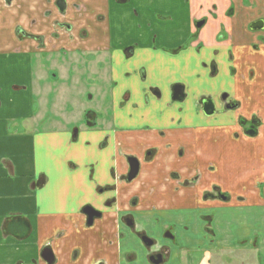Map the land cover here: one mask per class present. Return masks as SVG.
Here are the masks:
<instances>
[{"label": "crops", "instance_id": "obj_1", "mask_svg": "<svg viewBox=\"0 0 264 264\" xmlns=\"http://www.w3.org/2000/svg\"><path fill=\"white\" fill-rule=\"evenodd\" d=\"M47 1L0 0V93L6 92L9 102V98L21 101L18 112L0 114V264H48L42 258L45 250L53 257L51 264H131L123 255L127 235L120 218L141 212L145 213L140 217L167 218L171 230L173 225L180 227L181 234H173V240L179 242L174 251L177 264H264V46L247 32L251 20L264 16V0H232L238 21L232 31L226 21L225 32L235 36V46L226 44L233 49L229 73L233 76L241 70L244 78L233 86L228 80L227 85L215 84L217 93L227 91L228 86L238 91V98H230L239 102L241 114L248 119L254 115L260 122L254 136H245L239 127L240 110L214 116L228 117L230 124L193 128L189 124L203 116L192 106L195 98L161 112L168 101V86L185 84L200 96L213 82L198 76V63L209 60L208 54L195 58L192 52H181L172 58L165 52L150 51L145 23L153 22L151 13L159 11L150 0L133 5L137 24L129 20L128 7L107 5L111 0L82 1L90 17L75 22L74 42L64 47L95 52L99 57V71L107 75L108 82L97 89L101 100L110 98L112 111L107 110L108 116L98 127L87 128L79 122L74 135L69 117L64 126L53 120L55 124L40 127V122L50 120H45L49 109L71 114L72 106L58 110L59 102L65 98L66 104L75 101L73 95L81 85L82 92L87 91L78 73L69 78L80 64H69L63 72L58 56L48 54L51 67L45 68L46 60L41 58L40 69L36 56L41 52H35V41L17 35L21 29L40 35L45 45L53 44L51 48L60 47L62 43L52 37L58 16ZM191 1L193 19L207 16L203 10L216 6L220 24L224 23L228 0ZM177 7L181 4L164 7L163 12L171 14ZM107 10L116 14L113 20L96 22L94 16ZM186 18L177 16V25ZM211 19L203 35L220 30ZM81 30L86 36L79 38ZM178 31L183 34L182 29ZM183 38L174 42L173 37L165 36L164 44L154 47L172 48ZM135 40L139 42L136 51L131 55L123 52ZM140 68L151 74L148 83L139 81ZM50 72L62 74L68 86L58 88L54 81L58 77ZM127 73L128 79L123 75ZM176 74L182 76L171 78ZM151 86L162 91L163 101L149 97ZM126 94L129 99L122 107ZM55 95L58 98L53 100ZM145 95L150 98L149 107L143 106ZM31 104L36 106L28 113ZM3 106L0 98V109ZM85 113H81L82 120ZM143 121L156 124H150L146 133ZM161 132L164 137L159 136ZM151 148H155L154 160L141 167L136 180L125 182V156H141ZM205 164L218 166V173L208 176ZM173 174L177 177H171ZM215 187L228 198L205 199L204 194ZM109 202L112 204L107 205ZM86 206L101 213L90 227L83 214ZM135 225L137 232L142 229L144 233L140 224Z\"/></svg>", "mask_w": 264, "mask_h": 264}, {"label": "flooded vegetation", "instance_id": "obj_2", "mask_svg": "<svg viewBox=\"0 0 264 264\" xmlns=\"http://www.w3.org/2000/svg\"><path fill=\"white\" fill-rule=\"evenodd\" d=\"M82 1H88V0H48L47 3H52L54 8H55V12L58 16L57 21H55V26L56 29L55 31L52 32V37L56 38V41L61 42L62 44L60 45V47L58 49H54L51 48V46L53 47L52 43L47 42V44L45 45V41L44 39L39 35V36H35L33 34H29V33H25L23 32V30L18 29V36L21 37L22 39H27V40H33L35 41V43L37 44V51L35 52H41L39 56H36V58L40 59L39 62V67L41 69V58L42 60H46V55L48 54H56L58 57H56L57 60H59L62 70L63 72L66 71L65 68H68L67 65L71 64V65H77L80 64L85 66V68L87 69H81V67H79L74 73L69 74V78H71L72 76H74L73 74L78 73L79 78L81 77V82L83 84V81L86 83V88H87V92L85 93H80L78 94V92L74 93L73 95V99H77V98H85L88 101H95L98 105H100L99 109L97 111L92 110V111H86L85 116H84V124L85 126H87V128H93V127H98L97 126V121L98 119H103L106 116H108L107 110L109 111L111 109V105L110 103L108 104V101L110 100L109 97H106L105 99L101 100V97H99V92L97 88H100L101 86L105 85V83H107V75H103V73L99 70H102L100 64L98 63L99 57H95V52H84L82 50H78V49H67L64 47V44H69L73 41V38L76 37V34L73 33V30L75 29L73 27V25L75 24L76 21H81L82 19H88V17H90L89 15L87 16V5L84 4ZM142 1L145 0H111L110 3H108L107 5H115L118 7H128L130 8V15H128L129 20L133 19H138V13L133 9V11L131 10V8H133V4L136 3H140ZM151 3L159 10L153 13H151L152 15V19L153 22H146L145 23V29L148 32V35H150L149 37V42H150V48L152 49L150 50L151 52H165L166 54H168L169 56L176 57L178 54H180L181 52H192L191 54L194 55L195 58H199L203 55H207L210 56V59L208 60V74L211 75V78L216 79V75L219 74L218 70H219V66L216 62V58H213L214 56L212 54L209 55V52H228V54L230 55V61H233V49H231L230 47H227L226 44H228L229 46H231L232 44H235V36L233 35H229L225 32L226 28H227V22L231 29V27L236 26V23L238 21V13L236 8L232 5L233 2L232 0H228V7L225 9V11L223 12V18H224V23L220 24V13L217 12V8L216 6L214 7H209V9L203 10V12L207 13V16L202 15L200 18L193 19L192 15H191V4L192 1L191 0H182L180 2L181 7H177L173 13L169 14V12L164 13L163 9L164 7H169L171 9L172 6H175L176 3L174 2H169V1H165L164 3L159 4L160 0H150ZM167 2V4H166ZM169 2V5H168ZM173 4V5H172ZM172 5V6H171ZM175 8V7H174ZM199 9L202 10L203 7H198ZM204 9V8H203ZM254 10V9H253ZM112 10H107L106 14H99L97 16H94L95 21L96 22H102V21H110L113 20V16H115L113 14L112 16ZM254 12V11H253ZM114 13V12H113ZM187 15L186 20H183V22L181 23L180 26L177 25V16L179 15ZM86 16V18H85ZM212 18L211 20L214 21L213 23H215V26H217L219 24L220 30L218 32H216L217 34L213 35L212 32H209L206 35H203V30L207 27V25H210L212 22H209V19ZM107 21V22H108ZM227 21V22H226ZM154 24V25H153ZM222 25V26H221ZM139 26V25H138ZM182 29L183 30V34H181L178 30ZM232 31V29H231ZM247 32L249 34H253L252 37H254L259 44H262L264 46V16L257 17L253 20H251L248 24H247ZM135 35V34H134ZM86 33L85 30H81V32L78 34L79 38L85 37ZM159 36H163L162 38V42L159 43L161 45L164 44V39L165 36L172 38L173 37V41L175 42V40L178 39V37L183 36L184 38L177 42L178 46H174L172 48H165L163 50H157L154 46H161L158 45L157 41ZM138 40V38H136ZM135 40L132 42V44H130L127 47H124L123 52H128L130 55L133 54L136 51V48L138 47V41ZM213 43V45L210 46V44ZM63 45V46H62ZM235 46V45H234ZM46 47V50H45ZM47 47L49 49H47ZM205 52V53H203ZM31 55V60H34V58L32 57V53ZM110 55V54H109ZM59 58V59H58ZM84 59V60H83ZM86 59V60H85ZM106 61L107 63V56H106ZM109 62V61H108ZM190 62V61H189ZM192 63V62H191ZM189 63V64H191ZM233 63V62H232ZM232 63H229L228 65V70L229 72L232 71ZM202 62L198 63V68L201 67ZM52 65V60L51 62L48 61V59L46 60V63L44 65L45 68H50ZM64 66V67H63ZM188 66H192L188 65ZM188 66L185 68V70H187ZM147 69L143 68V69H139L137 70V74L139 77V81L140 82H144V83H148L152 76L151 74H149V72L146 71ZM190 72V71H189ZM192 73V72H191ZM188 72L186 71L184 73V76L187 77ZM52 77H58L56 81L57 87H62V86H68L66 85V81L67 79L64 77H61L62 74L60 75L59 72L57 74H51ZM125 75V78H130V74H123ZM73 78V77H72ZM37 82H40L39 84H41L40 79H38ZM105 82V83H104ZM114 85H117L114 82ZM70 86V85H69ZM82 85L80 86L81 89ZM94 90H93V89ZM14 90H18V88H13ZM90 90V92H89ZM91 90H93V93H91ZM167 103L164 104L163 109L161 112H165L167 110H169L174 104H178V105H185L187 101H190L192 99L195 98L194 102L192 103V106L194 108L197 107L199 112H201V114L203 116H206L207 118H211L220 114H225L228 112H235V111H239L241 108L240 104L238 101H233L230 98V95L226 93H217L215 92L212 96L211 93H209L210 90H208L206 93H203L202 95L199 94L198 95H194V92L192 93V90L184 85L181 84H174L171 86L167 87ZM149 97L151 96L155 101H163L164 99V95L162 93V91H160L158 88L155 87H148V91H147ZM207 94V95H204ZM192 96V97H191ZM147 97L146 95L144 96V105L143 106H150V98ZM192 99H191V98ZM56 98H58L56 95L54 96L53 100ZM129 99V95L126 94L124 96V100H123V106L125 107V103H127V100ZM65 103H66V98L64 99ZM100 101H103V103H99ZM102 107V108H101ZM105 108V109H104ZM105 111V113L103 115L99 114V111ZM150 110H153V108H151ZM112 111V109L110 110ZM160 112V113H161ZM150 115H152L149 112ZM110 115V114H109ZM162 114H159L158 117H161ZM251 118L248 119L245 116L241 115L238 117V125L241 124V126H239L242 131L243 134L245 136H254L257 132V129L260 126V122L257 120L256 116L251 115ZM149 118V116H148ZM102 121V120H101ZM243 121L246 123L247 127L246 129H243ZM81 125V123L79 124V126ZM73 130V135L76 133L77 131V127L76 128H72ZM163 132H161V134H159L160 137H164ZM152 149L155 148H151L145 150L144 153H142L141 156H137L134 153H130L127 154L125 156V163L127 165V172L125 174V178L124 181L127 183H131L134 180L137 179V177H139V173L141 170V167L143 165L149 164L151 163L154 158L155 155H153V151ZM129 160H135L137 162L138 165V171L136 176L130 180L127 181L128 175L130 173V161ZM171 177H177L176 174L171 175ZM262 187V186H260ZM219 189V188H218ZM204 198L205 199H214V198H220V199H226L228 198V196L226 194H221L220 191L217 190V188H213L211 192L204 194ZM112 204V202H109L107 205ZM132 204V203H131ZM83 214L86 218V225L87 226H92L94 224V222L96 220H99L101 218V213L96 211L95 209L86 206L85 208H83ZM90 215V216H89ZM133 214L128 213V214H124L123 216H121L120 220H121V226L122 228H126L129 229L130 232H133L135 234V236L141 240V242L143 243V245L147 248L148 255H147V259L151 264H155V262L158 261V263L156 264H162L163 261L166 259L167 260V256H168V251L169 248H164V247H157V245L155 244V240H151L150 238L146 237L144 235V233L141 232H137L136 231V225L137 222L135 223V217L132 216ZM170 228H166V230L163 232L165 234L166 238H169V240L174 241V237L170 231ZM172 236H171V235ZM145 239V241L151 242V244H147L145 241H143ZM150 249H153L152 251H150ZM171 252V251H170ZM45 257H42L46 260V262L48 264L52 263L53 257L50 253L49 250H45L44 252ZM43 254V255H44ZM123 255L127 258V260L129 259V261L134 260V258L132 257V255L130 253H123Z\"/></svg>", "mask_w": 264, "mask_h": 264}, {"label": "rangeland", "instance_id": "obj_3", "mask_svg": "<svg viewBox=\"0 0 264 264\" xmlns=\"http://www.w3.org/2000/svg\"><path fill=\"white\" fill-rule=\"evenodd\" d=\"M165 1H169L170 3L171 2H178L176 3L177 5H179V3L182 1V0H165ZM169 2H168V5H169ZM161 3H164V0H160L159 1V4ZM167 4V2H166ZM135 5V4H133ZM132 5V6H133ZM173 5V4H172ZM131 10L133 11V8H131ZM130 11V10H129ZM116 15L115 13L112 12V16ZM118 14V12H117ZM135 24L138 23V21H136L135 19H133ZM163 36H159L158 38V45H161L159 43L162 42V38ZM212 54L214 57L213 58H216V62L219 66V74L216 75V80L211 78V75L208 74V63L209 61H205V62H202L201 64V67L199 69V78H204V80H208V82H213L211 83V86L210 87H204V90H206V92L208 90L209 93L214 94V91L217 92V89L215 84H217V86L219 87L221 84H226L227 85V82H225L226 80H228L230 82V84H239L238 82H240L243 78H244V73L241 71V70H237L235 75L231 76V74L229 73L228 70V64L229 63H232L233 61H230V55L228 54V52H209V55ZM84 60V59H83ZM86 60V59H85ZM81 69H87L85 68L84 64L80 66ZM5 75V73H3ZM51 74H54L53 72ZM3 75H1L0 77H2ZM51 76V75H50ZM182 76V75H181ZM180 74H176V75H173L171 76V78H177V77H181ZM5 81V80H3ZM83 86L86 87V83L83 81ZM168 86V85H167ZM232 86H228V90H222L221 93H226L230 94V96H232L233 98L236 96V98H238V91H236L235 89L233 90L232 89ZM215 89V90H214ZM82 91H84L83 89H80L78 90V94L82 93ZM87 92V91H86ZM90 92V90H89ZM5 93L6 92H3V93H0L2 95V97H0L3 101H4V106L0 109V114L1 115H6V114H11L13 111L14 112H18V104H19V107H20V102L19 103L16 101V99H13V102H12V99H10L11 102L8 101V98L5 99ZM207 95V94H205ZM192 97V96H191ZM190 97V98H191ZM192 99V98H191ZM24 102L23 104H25L26 100L23 99ZM192 101V100H191ZM34 103V102H33ZM59 109L58 110H62V109H66L65 107L68 106L69 104L72 106V112L71 114H60V113H54L55 111H52V109L50 110L49 108V113L47 114V116L45 117V120H48L50 118V120L48 122H45L44 120L42 122H40L39 126H43V127H48L50 124H55V122L57 121L59 125L61 126H64L65 123H68L69 122V118H72V128H76L78 127V123L79 122H82V125H84V121L80 118L81 117V113L85 110V111H92V110H95L97 111L100 107V105H98L94 100L93 101H88L86 100L85 98L81 97V98H78L76 99L75 101L73 102H70L68 104H66L64 101L63 102H59ZM36 106V104H31L30 105V108L29 110H27L28 113L32 112L34 110V107ZM68 108V113L70 111V108ZM79 108V109H77ZM80 109H82L81 111H79ZM105 109V108H104ZM30 111V112H29ZM105 113V111H99V114L100 115H103ZM111 113V111H110ZM240 114H241V109H240ZM242 115V114H241ZM67 117H69L67 119ZM206 116H201L198 118V121H192L193 123H196V124H189L190 126H193V128H199L201 126H206V127H210V125H217V124H230V118L228 117H224L222 118V116H218L216 118L213 119H209V120H206ZM67 119V120H66ZM53 120H56V121H53ZM109 120V119H108ZM107 122V121H106ZM97 123V126H100L102 125V121L101 119H98V121L96 122ZM136 124L137 123H140V121H136L135 122ZM105 124V122H104ZM150 124L152 125H155L156 123H153V122H148V121H143L142 125L145 126L146 129H144V132H149L150 131ZM174 125V124H173ZM170 126V127H173ZM243 129H246L247 125L246 123L243 121ZM11 124L8 126V128H10ZM147 126V127H146ZM239 126H241V124H239ZM149 127V128H148ZM101 128H104L103 126ZM205 168L208 170H206V174H209L208 176H214L216 175V173H218V166L216 167L215 169V165H212V164H205ZM216 170L215 172H212L213 170ZM207 176V175H206ZM209 179H212V177H210ZM263 188V187H261ZM145 212H141V213H135L136 214V217H135V220L138 224H140L141 228L144 229V235L148 238H150L151 240H155V244L157 245V247H164V248H171L173 249V251L171 252L172 254L169 256V258H167V260L165 259L163 261L162 264H177L176 263V260H175V256H174V251H175V246L176 244L178 245L179 242L177 243V240L175 241H172V240H169V238H166L165 237V234L163 233L166 228H168L167 226L168 225V220L166 218V221L163 217H160V215L158 216H154L153 217H140V214H144ZM160 218V223L156 220V219H159ZM140 232L142 231V229L139 230ZM172 235L173 234H181L180 232V227H178L177 225H173V229L170 230ZM124 233L127 235L126 237V247H127V252L130 253L132 255V257L134 258V260H132V263L131 264H151L148 259H147V255H148V250L147 248L143 245V243L141 242V240L138 238V236L136 237L134 233H131L129 229H124ZM171 235V234H170ZM171 235V236H172ZM175 237V236H173ZM131 240V241H129ZM153 249H150V251H152Z\"/></svg>", "mask_w": 264, "mask_h": 264}, {"label": "water", "instance_id": "obj_4", "mask_svg": "<svg viewBox=\"0 0 264 264\" xmlns=\"http://www.w3.org/2000/svg\"><path fill=\"white\" fill-rule=\"evenodd\" d=\"M130 161V173H129V175H128V178H127V181H130V180H132L135 176H136V174H137V171H138V165H137V162L134 160H129ZM90 216V215H89ZM143 241H145V239L143 240ZM147 244H151V242H148V241H145ZM43 257L46 259V257H45V254L43 255ZM156 263H158V261L157 262H155V264Z\"/></svg>", "mask_w": 264, "mask_h": 264}]
</instances>
